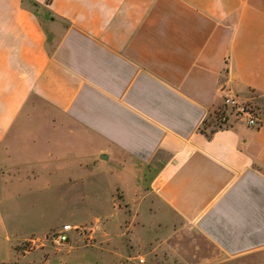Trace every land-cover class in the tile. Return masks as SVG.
I'll return each mask as SVG.
<instances>
[{
	"label": "crops",
	"instance_id": "obj_1",
	"mask_svg": "<svg viewBox=\"0 0 264 264\" xmlns=\"http://www.w3.org/2000/svg\"><path fill=\"white\" fill-rule=\"evenodd\" d=\"M228 92L264 100V0H0V264L264 250V116L205 127ZM121 165L130 179L147 166L155 196L129 225L108 197ZM99 166L111 212L56 245L48 233L68 221L46 212L83 209Z\"/></svg>",
	"mask_w": 264,
	"mask_h": 264
},
{
	"label": "rangeland",
	"instance_id": "obj_2",
	"mask_svg": "<svg viewBox=\"0 0 264 264\" xmlns=\"http://www.w3.org/2000/svg\"><path fill=\"white\" fill-rule=\"evenodd\" d=\"M255 103L262 116H264V100H260V103ZM224 108L225 107L223 105H218L213 110H211L208 115V120H211V125L205 127L209 129H214L220 126H224L226 122L224 120V116L230 115ZM127 169L129 170V172L132 170V168ZM149 172L150 170L147 166L136 165L135 172H133V174L136 175L135 179H130L129 177L123 178L122 174L127 175V173H125V167L121 165L118 177L109 180L110 184L108 185L111 187L112 194H109L108 197H110L111 199V204L115 206L114 210L118 209V206L119 210H121V212L125 214V221L127 222V225H129V222L131 221L132 217L134 218V213L139 208L141 209L142 206L144 208L146 205H148L150 200H154L155 198V196L150 192V183L149 180L146 178ZM73 181L74 186L80 185V183H78L75 179ZM83 185L88 187V192L86 196L87 199L85 200L86 203L82 204L83 209H78L76 206L77 204H73L72 209L70 208V206H68L66 208L67 210H51L46 212L48 220H50L52 223L56 222V224H62L65 221H68L72 224H77L79 228L77 230H71V237H74L75 234H84L91 237L93 229L96 228L98 223L100 222V215L103 217L106 213L111 212V207L105 211L101 210L102 207L100 205V166L95 171L89 173ZM108 185H106V187ZM134 185H137L139 187L136 192L133 188ZM58 227L59 226L53 228L48 233V237L51 240L53 231ZM13 229L18 231V233L34 232L37 236L43 234L41 229L30 228L27 226L24 227L22 225H17L10 231L13 232ZM14 235L15 234H12V239ZM128 237L129 235H126V239H128ZM36 244V241H33L30 238V240H27L23 243V246L27 249H32L33 246H36ZM142 253V256L139 255L135 261L136 263L134 264H183L181 261L174 258L168 251L158 248L157 246H155V244H152L150 248L147 247L146 250H144ZM217 264H264V250L260 252H253L236 258H225Z\"/></svg>",
	"mask_w": 264,
	"mask_h": 264
},
{
	"label": "built area",
	"instance_id": "obj_3",
	"mask_svg": "<svg viewBox=\"0 0 264 264\" xmlns=\"http://www.w3.org/2000/svg\"><path fill=\"white\" fill-rule=\"evenodd\" d=\"M223 106L230 115L244 120L250 126L262 124L263 116L252 98H243L238 93L228 92L223 96ZM230 115L224 116V120L227 121ZM78 228V225L66 222L53 231L52 241L56 245H62L69 241L71 230Z\"/></svg>",
	"mask_w": 264,
	"mask_h": 264
},
{
	"label": "water",
	"instance_id": "obj_4",
	"mask_svg": "<svg viewBox=\"0 0 264 264\" xmlns=\"http://www.w3.org/2000/svg\"><path fill=\"white\" fill-rule=\"evenodd\" d=\"M101 156L105 158L108 157L107 154H101Z\"/></svg>",
	"mask_w": 264,
	"mask_h": 264
}]
</instances>
